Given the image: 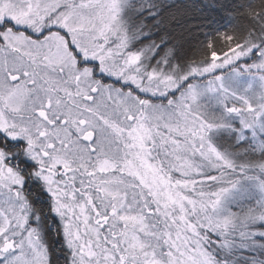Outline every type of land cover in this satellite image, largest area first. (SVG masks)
Instances as JSON below:
<instances>
[{
  "label": "snow or ice",
  "instance_id": "6c2138e0",
  "mask_svg": "<svg viewBox=\"0 0 264 264\" xmlns=\"http://www.w3.org/2000/svg\"><path fill=\"white\" fill-rule=\"evenodd\" d=\"M0 264H264V0H0Z\"/></svg>",
  "mask_w": 264,
  "mask_h": 264
},
{
  "label": "trees",
  "instance_id": "16d2710c",
  "mask_svg": "<svg viewBox=\"0 0 264 264\" xmlns=\"http://www.w3.org/2000/svg\"><path fill=\"white\" fill-rule=\"evenodd\" d=\"M194 27L191 29L193 35L192 42L201 41L207 35H212L215 31L227 29L230 26L231 19L227 12L199 13L193 16Z\"/></svg>",
  "mask_w": 264,
  "mask_h": 264
}]
</instances>
